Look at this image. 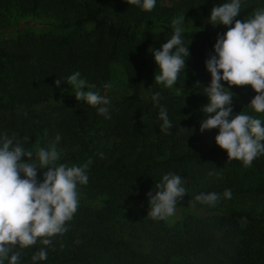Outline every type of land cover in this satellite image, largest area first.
<instances>
[{
  "label": "trees",
  "instance_id": "obj_1",
  "mask_svg": "<svg viewBox=\"0 0 264 264\" xmlns=\"http://www.w3.org/2000/svg\"><path fill=\"white\" fill-rule=\"evenodd\" d=\"M217 2L221 0H157L145 12L126 0H0V33L12 10L59 30L57 34L24 31L0 42V132L14 135L34 152L59 134L62 162L91 160L88 183L78 186L77 193L79 201L96 205L92 218L74 215L67 231L52 237L46 260L38 264H81L89 258L106 260L105 264H264V180H258V174H264V155L244 166L228 160L214 144L215 129L196 130L202 116L198 109L206 102L197 93L201 91L184 97L169 95L153 80L160 103L173 124L177 122L169 133L159 130L158 109L151 96L110 102L109 119L86 104L36 107L65 93L69 85L52 82L76 71L88 84L103 89L111 79L112 66H117L125 85L137 89L146 72L154 74L149 47L169 38L173 19L207 18ZM258 7H264V0H243L237 18H246ZM151 30L155 33L149 36ZM188 33L190 55L177 86L193 85L206 73L203 62L217 35L206 30L185 32V43ZM253 95L235 92L233 112L245 111ZM251 114L264 121V113ZM169 171L186 181L188 194L178 206L193 208L191 196L201 191L230 189L232 195L221 197L213 207L193 208L200 215L186 216L181 231L158 236L149 231L152 239L141 231L140 246L125 242V253L111 255L112 261H107L106 249L113 237L103 223L129 211L131 204L147 202L146 193ZM137 246L149 252L137 251ZM40 247L44 246L37 243L20 249V264H31V255ZM93 250H100L99 254Z\"/></svg>",
  "mask_w": 264,
  "mask_h": 264
},
{
  "label": "clouds",
  "instance_id": "obj_2",
  "mask_svg": "<svg viewBox=\"0 0 264 264\" xmlns=\"http://www.w3.org/2000/svg\"><path fill=\"white\" fill-rule=\"evenodd\" d=\"M157 0H126V3L150 12ZM243 0H221L208 12L206 23L223 26L211 46V53L203 62L209 81L206 86L196 83L205 97L199 107V132L215 129L214 144L228 160H238L244 166L264 155V121L251 113H264V7L256 8L246 18H237ZM182 18L173 19L171 35L157 47H149L155 65L153 80L163 88L171 89L180 76L184 78L185 61L190 53L189 33L185 43ZM53 86L66 83L73 97L95 109L98 115L110 118V100L94 91V85L72 72L62 79L55 78ZM232 86H248L254 95L245 111L233 112ZM107 87V85H105ZM180 94L184 97L182 87ZM160 93L151 94L153 106L158 109L159 130L169 133L174 127L168 109L160 103ZM185 131L183 129H179ZM57 134L46 147L30 150L16 137L0 132V264H20V249L39 243L30 257L31 264L45 261L46 246L52 237L67 231L78 206V186L88 183L87 170L91 160L80 164L59 162ZM103 158V153H98ZM39 173V175H38ZM185 178L171 171L163 173L146 193L147 213L152 220L164 221L177 212L178 201L188 194ZM230 189L222 193L198 192L191 196L192 207H213L223 198H230Z\"/></svg>",
  "mask_w": 264,
  "mask_h": 264
},
{
  "label": "rangeland",
  "instance_id": "obj_3",
  "mask_svg": "<svg viewBox=\"0 0 264 264\" xmlns=\"http://www.w3.org/2000/svg\"><path fill=\"white\" fill-rule=\"evenodd\" d=\"M13 15L9 19H6L4 21L5 30L0 33V42H7L11 38H14L15 35L28 31L33 32L35 34H41L44 32L57 34L59 33L58 29H55L57 27L45 25L43 23H40L37 21H33L29 16H22L18 13H15L14 10H12ZM182 22H184V27L186 29V32L190 31H203L206 30L210 34H217V33H223L224 28L223 26L217 25L215 27L210 26L206 23V18H199L195 21L189 20V19H182ZM155 31L151 30L149 31L148 35L151 36L154 34ZM209 81L208 73L206 72L204 75H202L193 85H174L173 88L167 89L163 88L161 85H159V90L163 89L164 92H166L169 95H178L182 96L180 94V88L182 87L184 95L187 94H193L197 91H202L198 85H196L197 82H199L201 85L206 86ZM153 76L146 72L143 77L141 78L140 84L137 89L129 88L125 85L124 75L121 71V69L117 66H112V76L110 81L108 82L107 87L103 89L94 88V91H99L100 94L105 95L109 98L110 102L114 101H121L123 99H127L132 96H137L138 98L147 99L151 96L152 93H154L153 87ZM230 91L233 93L237 91H251L248 86H232L230 88ZM83 104L82 102H77L73 97V90L71 86L68 88V90L55 97L54 99H51L47 101L45 104H39L37 109H41L44 105H59V104ZM62 162V159L59 161ZM247 171V170H246ZM245 171V172H246ZM239 176L243 177L242 174L239 172ZM253 181H256L257 178L252 175ZM258 180L262 181L264 180V174L259 173L258 174ZM96 206V205H95ZM94 204L89 202H82L78 200V206L77 210L74 213L75 216H80L83 219H91L92 218V210L94 209ZM130 210L126 211L125 213H122L121 215H117L114 217L110 222L103 223L105 227L109 228L112 231V241L108 244L106 249V255H108L107 261L111 260V255H116L117 253H125L124 248L126 246L125 242H133L134 244H140L138 241L141 231H143L144 237H147L148 239L154 238L152 235L153 233L155 235L159 234H166L167 231L174 232L178 229L181 231V223L183 219L186 216H199L200 214L197 213L196 210L193 208L188 207H181L178 206L177 212L174 215V217H171L164 221H156L149 218L147 213V202H137L130 205ZM138 214V216L134 214ZM73 215V216H74ZM134 216V217H133ZM141 218L144 220V223L139 219V221H134L131 218ZM98 222V221H95ZM90 223V222H89ZM147 223V224H146ZM148 224H151L148 225ZM153 232L152 234L149 232ZM159 233V234H157ZM133 236H136V238H133ZM161 237V235H160ZM161 239V238H159ZM141 240V239H140ZM109 242V241H108ZM140 246V245H139ZM137 251L142 252H149L147 249L138 247L135 248ZM100 251V250H99ZM99 251H94L99 254ZM105 255V256H106ZM106 260L102 263L99 262V260L91 259L89 258L88 261L81 264H105Z\"/></svg>",
  "mask_w": 264,
  "mask_h": 264
}]
</instances>
